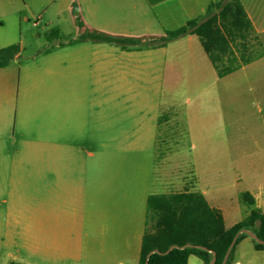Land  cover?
Masks as SVG:
<instances>
[{
    "label": "rangeland",
    "instance_id": "obj_1",
    "mask_svg": "<svg viewBox=\"0 0 264 264\" xmlns=\"http://www.w3.org/2000/svg\"><path fill=\"white\" fill-rule=\"evenodd\" d=\"M78 1L0 0V48L17 43L19 63L55 46L66 64L76 57L72 148L62 158L33 149L30 161L0 160V264H135L131 233L148 195L200 192L229 210L228 226L251 210L243 194L264 174V57L219 79L193 37L202 64H111L117 46L80 39L70 11ZM125 14L96 7L92 24ZM188 51L175 56L189 60ZM245 54L264 56V33L252 34ZM14 151L8 140L0 150Z\"/></svg>",
    "mask_w": 264,
    "mask_h": 264
},
{
    "label": "crops",
    "instance_id": "obj_2",
    "mask_svg": "<svg viewBox=\"0 0 264 264\" xmlns=\"http://www.w3.org/2000/svg\"><path fill=\"white\" fill-rule=\"evenodd\" d=\"M209 2L210 0H79L77 9L84 27L89 30L114 36L142 38L162 36L166 30H173L183 25L187 20L202 15ZM240 2L251 21L254 32L256 34L264 33V8L255 6L253 0H240ZM96 7L101 11L103 9L105 14L118 11L126 12V14L125 17L120 15L116 21L106 20L103 25H100L101 27H94L92 21H95L94 10ZM193 37L195 36L186 35L166 43L163 47H144L140 43L129 47L110 44L117 48H111L112 51L107 60L111 64H202L204 58L200 50H198V56L201 63L192 57ZM199 46L201 47L200 43ZM55 49H58V46H55ZM55 49H45L38 54L40 60H37V56L33 55L26 63L17 61L20 57L19 51L8 66L0 68V119L5 121L4 129H6L4 132L0 130V150L6 140L16 150L14 153L3 154L0 152V160L18 157L25 162L27 159L30 161L33 149L53 152L57 158H62L66 146L72 148L65 142L66 101L76 102L74 89L76 79H74V73L70 67L71 64L76 66V57L68 59L71 64H66L65 56ZM179 50L181 52L189 50L190 59L187 60L179 55L175 56ZM204 55L208 60L205 53ZM262 57L264 56H260L252 62ZM228 75L221 78L216 75V77L222 79ZM67 84L71 86H67ZM75 107L76 104L73 105L71 112L75 110ZM9 116H11V126L7 130ZM258 164H260L259 161L256 165ZM256 172L259 175L260 169ZM260 177L257 184L250 186L244 193H248L252 197L253 204L249 205L251 209L264 211V174H261ZM182 192L192 191L183 190ZM209 196L213 197V195ZM205 200L210 205L206 198ZM210 206L219 210L225 225L229 210L220 207L217 202ZM237 222L225 226L230 227ZM141 224L140 228L131 233L136 258L135 264L138 263L141 239L146 230V214L144 218L142 217ZM193 257L196 256L188 257L187 264H196ZM199 261L198 264H202L200 259ZM233 264H264V251L255 250L249 237L243 238L234 248Z\"/></svg>",
    "mask_w": 264,
    "mask_h": 264
},
{
    "label": "trees",
    "instance_id": "obj_3",
    "mask_svg": "<svg viewBox=\"0 0 264 264\" xmlns=\"http://www.w3.org/2000/svg\"><path fill=\"white\" fill-rule=\"evenodd\" d=\"M71 14L75 24L82 30L81 40L94 43L115 44L121 47L134 46L144 38L151 43L149 47H163L166 43L186 35H194L217 77L228 75L259 57L245 54L247 41L255 33L240 0H210L202 15L187 20L183 25L166 30L159 37H123L89 30L84 27L75 3H71ZM17 43L0 48V68L8 66L19 53ZM248 205L253 204L248 193L243 194ZM146 219L154 221V228L145 230L140 244L137 264H187L190 255H194L209 264H222L224 255L236 233L246 230L264 241V211L251 209L242 220L226 227L219 210L211 207L202 194L197 192H180L170 194H150L146 197ZM248 236L240 233L226 258L224 264H233V252L236 244ZM254 249L264 251V244L250 239ZM185 248H172L171 246ZM157 250L158 253H152Z\"/></svg>",
    "mask_w": 264,
    "mask_h": 264
},
{
    "label": "water",
    "instance_id": "obj_4",
    "mask_svg": "<svg viewBox=\"0 0 264 264\" xmlns=\"http://www.w3.org/2000/svg\"><path fill=\"white\" fill-rule=\"evenodd\" d=\"M240 233H244V234H246L250 239L254 240L256 243L264 244V241L259 240V239H258L253 233H251V232H249V231H246V230H240L238 233H236V234L234 235V237H233V239H232V241H231V243H230V245H229V247H228V249H227V251H226V253H225V255H224V258H223V262H222V264L225 263L226 258H227L228 254H229V251H230V249H231V247H232V245H233V243H234L236 237H237ZM189 246H190L189 244L183 245V246H181V247H178V246H171L170 248H168V250H166V251H165L164 253H162V254L167 253V252H168L170 249H172V248H185V247H189ZM152 253H158V251H157V250H152V251H150V252L146 255V257H148V256H149L150 254H152ZM213 261H214V254L212 253V259H211V261H210L209 264H212ZM144 264H147V260L145 261Z\"/></svg>",
    "mask_w": 264,
    "mask_h": 264
}]
</instances>
